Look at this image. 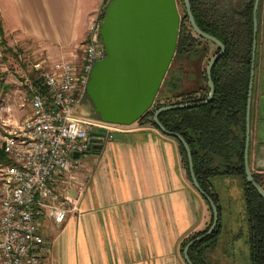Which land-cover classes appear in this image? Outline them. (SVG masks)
Here are the masks:
<instances>
[{
	"label": "crops",
	"instance_id": "crops-1",
	"mask_svg": "<svg viewBox=\"0 0 264 264\" xmlns=\"http://www.w3.org/2000/svg\"><path fill=\"white\" fill-rule=\"evenodd\" d=\"M104 3L0 0V19L6 40L12 35L27 49L35 46L40 54L59 58L70 56L87 38ZM257 17L249 163L264 185V0ZM18 54L14 52L17 58ZM204 73L202 68L196 72L198 87L189 91H204ZM122 133V138L106 137L102 148H92L83 156L76 180L61 178L60 190L75 209L62 222L51 216L43 220L42 264H187L181 244L209 225L211 211L192 183L178 143L141 123ZM214 163L219 164L217 157ZM211 187L220 200L221 235L207 251L208 264H230L223 243L235 230L234 243L246 242L241 247L245 252L249 249L245 264H250L241 179L212 176Z\"/></svg>",
	"mask_w": 264,
	"mask_h": 264
},
{
	"label": "built area",
	"instance_id": "built-area-1",
	"mask_svg": "<svg viewBox=\"0 0 264 264\" xmlns=\"http://www.w3.org/2000/svg\"><path fill=\"white\" fill-rule=\"evenodd\" d=\"M99 15L70 56L42 53L28 61L22 75L21 105L28 107L23 119L5 118L11 105L0 104L1 149L7 157L1 162L0 264L43 263V220L51 216L62 222L75 209L60 190L61 178L76 180L92 136L111 138L112 133L131 127L78 111L88 96L94 64L106 56Z\"/></svg>",
	"mask_w": 264,
	"mask_h": 264
},
{
	"label": "trees",
	"instance_id": "trees-1",
	"mask_svg": "<svg viewBox=\"0 0 264 264\" xmlns=\"http://www.w3.org/2000/svg\"><path fill=\"white\" fill-rule=\"evenodd\" d=\"M240 1L228 0L230 9L227 11L226 8H221L219 0H191L192 11L200 28L219 38L226 45L225 53L212 69L216 92L209 103L165 111L159 118L168 130L182 134L189 142L198 180L218 205L220 214V200L211 187V177L238 176L241 179L246 200L250 264H264V198L252 183L247 181L245 171L246 117L252 70L255 0H245L239 8L237 4ZM109 2L110 0H105L104 8L99 15L101 20ZM199 37H192L185 8L171 67L175 61L186 59L189 40L193 39L197 44L202 38ZM0 38L2 46H5L7 40L1 19ZM6 49L10 53L13 51L9 47ZM198 52L199 49L195 47V57L198 56ZM12 54L14 55L13 52ZM205 80L207 86L203 92L188 91L176 95L175 99L167 95L162 96L160 100L156 99V105L141 117L139 122L142 125H152L160 131L153 119L155 110L165 105L205 100L210 91L206 71ZM89 114L100 118L94 108ZM169 137L177 141L183 164L190 175L189 160L184 146L178 138ZM215 157L219 159L217 165L214 163ZM0 159L2 162L7 161L6 154L1 148ZM254 178L264 187L261 180L255 176ZM202 198L211 211L210 223L206 228L194 232L185 239L181 244L182 251L190 240L205 234L213 222L210 203L203 196ZM220 235L221 215L213 233L191 246L189 254L195 264H208L207 251L219 241Z\"/></svg>",
	"mask_w": 264,
	"mask_h": 264
},
{
	"label": "water",
	"instance_id": "water-1",
	"mask_svg": "<svg viewBox=\"0 0 264 264\" xmlns=\"http://www.w3.org/2000/svg\"><path fill=\"white\" fill-rule=\"evenodd\" d=\"M183 2L193 30L219 48V52L209 59L206 66L210 91L206 99L202 101L161 106L155 110L153 119L163 134L178 138L184 146L189 160L192 183L212 208L213 222L207 232L190 240L183 248V256L187 264H195L189 250L197 241L213 233L219 224L220 212L212 196L198 180L189 142L182 134L168 130L159 116L165 111L200 106L213 99L216 88L212 69L225 53L226 45L219 38L200 28L192 11L191 0H183ZM260 2L261 0H255L254 4V40L247 102L245 171L247 181L252 183L264 198V187L255 180L249 163L252 89L258 36L257 14ZM180 23L181 15L177 0H110L100 28L106 56L94 64L87 88L100 119L132 125L153 107L177 50ZM122 137H124L122 132L111 134V139ZM105 140L104 136H92L86 153L92 148H102ZM74 155L79 157V153Z\"/></svg>",
	"mask_w": 264,
	"mask_h": 264
},
{
	"label": "rangeland",
	"instance_id": "rangeland-1",
	"mask_svg": "<svg viewBox=\"0 0 264 264\" xmlns=\"http://www.w3.org/2000/svg\"><path fill=\"white\" fill-rule=\"evenodd\" d=\"M245 0H241L238 2V7L240 8L242 4L244 3ZM178 3V9L180 12L181 17L185 13V7L183 4V0H177ZM219 3L221 5V8L224 7L226 8L227 11H229L230 7L228 5V0H219ZM223 8V9H224ZM229 8V9H228ZM222 9V10H223ZM195 34V33H194ZM6 47L11 48L13 53L16 51L19 52V57L17 58L12 54V52H8ZM35 46H30L28 49L24 47L20 42L16 41L12 35L7 36V44L2 46L1 44V38H0V104L2 103H9L11 105V111L10 113L4 114L5 118H11V120L15 121H20L23 119V117L27 114V105L22 106L21 104L25 100V91L23 87V70L27 67L26 64L28 61H32L35 58H39L41 54L38 51H35ZM216 45L213 42L209 43V52L207 55V58H205L202 62V67L205 68L207 66V61L209 60V57L213 55V53L216 50ZM179 65L185 66L186 65V60H181L179 59L178 61H175L171 69L175 68L178 69ZM181 70L183 71V68L180 67ZM202 68V69H203ZM180 74L183 72H179ZM184 77V74H182ZM168 77L169 73L166 76V79L160 89V93L158 94V97L156 98L157 100H160L162 96L167 95L173 99L176 98V95L185 93L191 89H194L198 87L197 84V76L195 77L194 81H190L188 85L185 82H181V86L176 87L174 91H170L168 87ZM203 85L206 87L207 86V81L205 79L202 80ZM156 105L154 103L153 107ZM152 107V108H153ZM79 113L83 114H88L89 109L86 105H81L79 108ZM2 118L0 116V135L4 132V127L2 124ZM139 121L135 122V124L139 125ZM134 124V123H133ZM132 127V125H131ZM0 148H1V138H0ZM1 162L2 160L0 159V187H1ZM234 211V209H233ZM235 232L232 234L229 233V236L225 239V249H228V253L230 254V264H233L234 262L239 263V264H245L246 260L248 261L249 259V249L248 251H244L242 248L245 245L244 240H240L238 243H234V237L236 234ZM245 236V238H247ZM242 246V247H241Z\"/></svg>",
	"mask_w": 264,
	"mask_h": 264
},
{
	"label": "flooded vegetation",
	"instance_id": "flooded-vegetation-1",
	"mask_svg": "<svg viewBox=\"0 0 264 264\" xmlns=\"http://www.w3.org/2000/svg\"><path fill=\"white\" fill-rule=\"evenodd\" d=\"M190 32L192 34V37H195V38L199 37V35L191 27V24H190ZM210 42H211L210 40H208L206 38H203V37L200 39L199 42H197V44H196V42L193 39L189 40V43H188L189 44V48H188V52L186 53V59H185L186 60V65L185 66L179 65L178 69H175V68L171 69V67H170V69L168 71V73H169L168 83H169V86H170L168 88H169L170 91H174V89L176 87L181 86V82H184V80H182L183 78H185V82H186L187 85H188V83L190 81H194L195 77L197 76L196 72L198 70H200L201 68H203L201 64H202L203 60L205 58H207V55H208V52H209V43ZM195 47H197L199 49L198 56H196V57L194 55V48ZM216 47L217 48H216L215 52L213 53V55H215L217 52H219V48H218L217 45H216ZM211 57H209V59ZM208 61H207V63H208ZM180 67L183 68V71L181 70ZM202 70L205 72L206 71V67L203 68ZM180 71L183 72V73L180 74L179 73ZM182 74H184V77L182 76ZM154 103H156V99H155ZM84 105H86L88 107L90 113H92L93 108L95 109L94 104H93L91 98L89 97V95L86 97Z\"/></svg>",
	"mask_w": 264,
	"mask_h": 264
}]
</instances>
